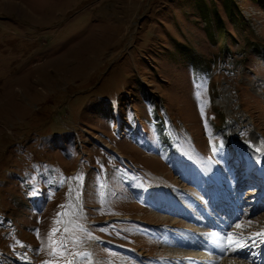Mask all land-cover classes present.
<instances>
[{"label": "rangeland", "instance_id": "1", "mask_svg": "<svg viewBox=\"0 0 264 264\" xmlns=\"http://www.w3.org/2000/svg\"><path fill=\"white\" fill-rule=\"evenodd\" d=\"M261 231L264 0H0V264H264Z\"/></svg>", "mask_w": 264, "mask_h": 264}, {"label": "snow or ice", "instance_id": "2", "mask_svg": "<svg viewBox=\"0 0 264 264\" xmlns=\"http://www.w3.org/2000/svg\"><path fill=\"white\" fill-rule=\"evenodd\" d=\"M69 179H75V180H80L81 177L77 176V177H72V178H69ZM61 207H65L64 205H61ZM60 215H67V213H58V216ZM59 222V221H58ZM251 223V222H249ZM237 228H240L241 225H236ZM56 229H53V231L51 233H49V236H48V246L51 248V251H50V255L52 256H61V257H64L65 256V241L61 240L59 242L57 241H54L52 239L54 233H55ZM65 231H68V229H65ZM261 238L262 240H264V231H261L259 233H255L253 234L252 236L249 237V239H255V238ZM226 241H227V244L228 246H232V245H235V248H240V247H243L244 245L240 242V239L236 237V235L232 232H229L226 236ZM68 257H78V256H81V255H88L87 253H68L67 254ZM73 258H68L66 259V264H74V259ZM44 264H53L52 261H45Z\"/></svg>", "mask_w": 264, "mask_h": 264}, {"label": "bare ground", "instance_id": "3", "mask_svg": "<svg viewBox=\"0 0 264 264\" xmlns=\"http://www.w3.org/2000/svg\"><path fill=\"white\" fill-rule=\"evenodd\" d=\"M253 196H251L250 197V199H243V201H244V203L245 204H247V203H249L250 202V200H251V198H252ZM241 199V198H240ZM253 199V198H252ZM240 202V201H239ZM238 202V205H240V203ZM251 202H252V200H251ZM250 204V203H249ZM241 205H242V203H241ZM235 206V205H234ZM244 206V205H243ZM212 241H213V247L215 248V249H217V250H220V249H218L220 246H221V239L219 240V238H214V239H212ZM212 249V248H211ZM176 259V258H175ZM199 263V261H196V263Z\"/></svg>", "mask_w": 264, "mask_h": 264}]
</instances>
